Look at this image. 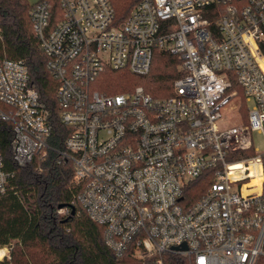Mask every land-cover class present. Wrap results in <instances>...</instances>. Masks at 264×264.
I'll return each mask as SVG.
<instances>
[{
    "label": "built area",
    "instance_id": "obj_1",
    "mask_svg": "<svg viewBox=\"0 0 264 264\" xmlns=\"http://www.w3.org/2000/svg\"><path fill=\"white\" fill-rule=\"evenodd\" d=\"M58 4L53 25L52 3H35L32 29L59 83L58 118L70 133L63 149L50 144V112L27 65L0 58V121L14 127L16 162L54 151L59 163H72L76 199L117 257L258 264L264 152H256L252 134L264 136V0H140L121 24L110 0ZM156 51L182 61L175 95L95 88L107 70L148 75ZM235 84L252 102L248 122L221 129L223 109L237 100L240 112ZM204 175L212 182L193 201L192 185ZM12 177L0 150V196Z\"/></svg>",
    "mask_w": 264,
    "mask_h": 264
},
{
    "label": "trees",
    "instance_id": "obj_2",
    "mask_svg": "<svg viewBox=\"0 0 264 264\" xmlns=\"http://www.w3.org/2000/svg\"><path fill=\"white\" fill-rule=\"evenodd\" d=\"M52 3V24L61 18L58 0ZM116 24L126 20L140 0H110ZM28 0H0V58L23 61L30 72V84L40 96V102L50 112L53 125L50 144L64 148L70 130L58 118L57 90L59 83L48 70V58L40 48L32 29ZM182 61L170 52L156 51L151 71L139 76L127 70H107L96 84L102 93L114 95L132 92L142 86L153 98L175 95L174 82L184 75ZM240 114L248 122L244 93ZM12 124L0 121V150L5 169L13 174L8 191L0 196V248L11 247L10 259L0 264H142L131 253L117 257L106 245L104 228L93 222L76 199L72 163L61 164L59 155L50 151L44 158L19 165L15 160ZM253 150L239 153L236 158L251 156ZM212 178L204 175L192 186L191 199L200 198ZM62 207V208H61ZM66 210L61 215L59 212ZM166 264H191L190 260L165 255ZM264 264V258L258 259Z\"/></svg>",
    "mask_w": 264,
    "mask_h": 264
},
{
    "label": "rangeland",
    "instance_id": "obj_3",
    "mask_svg": "<svg viewBox=\"0 0 264 264\" xmlns=\"http://www.w3.org/2000/svg\"><path fill=\"white\" fill-rule=\"evenodd\" d=\"M39 0H28L30 5H34L35 3H37ZM247 107L249 109L252 108V102L251 101H247L246 102ZM236 106L235 109H230V107H227L226 109L222 110V117L221 119L218 121V125L221 129L225 128V127H230L231 125H233L234 123H238L240 122V118L241 121L242 120V116L240 114V112L237 110V106H238V101L234 100L232 103V106ZM252 140H253V145L255 147V150L257 153H262L264 152V136L257 132L254 131L252 134ZM61 215H64L66 212V210H63L61 212H59ZM0 249H5V255L0 259V261H3L5 258L10 259V251H11V247H4V248H0Z\"/></svg>",
    "mask_w": 264,
    "mask_h": 264
},
{
    "label": "bare ground",
    "instance_id": "obj_4",
    "mask_svg": "<svg viewBox=\"0 0 264 264\" xmlns=\"http://www.w3.org/2000/svg\"><path fill=\"white\" fill-rule=\"evenodd\" d=\"M5 249H0V259L5 255Z\"/></svg>",
    "mask_w": 264,
    "mask_h": 264
},
{
    "label": "water",
    "instance_id": "obj_5",
    "mask_svg": "<svg viewBox=\"0 0 264 264\" xmlns=\"http://www.w3.org/2000/svg\"><path fill=\"white\" fill-rule=\"evenodd\" d=\"M62 208V207H61Z\"/></svg>",
    "mask_w": 264,
    "mask_h": 264
}]
</instances>
